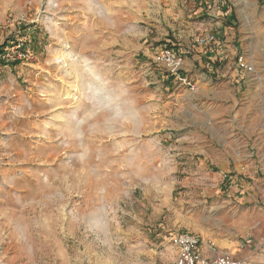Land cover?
<instances>
[{
  "label": "rangeland",
  "instance_id": "obj_1",
  "mask_svg": "<svg viewBox=\"0 0 264 264\" xmlns=\"http://www.w3.org/2000/svg\"><path fill=\"white\" fill-rule=\"evenodd\" d=\"M228 15L219 69L156 60ZM181 231L264 264V0H0V264H174Z\"/></svg>",
  "mask_w": 264,
  "mask_h": 264
},
{
  "label": "crops",
  "instance_id": "obj_2",
  "mask_svg": "<svg viewBox=\"0 0 264 264\" xmlns=\"http://www.w3.org/2000/svg\"><path fill=\"white\" fill-rule=\"evenodd\" d=\"M231 18L232 17L228 15V18L224 22L220 21L210 27L206 26L202 28L205 29L206 32L202 33L199 37L208 34H214L215 40L212 42H208L205 45H201L198 43L201 54L196 55L195 57L186 56L183 70L188 71L189 69H192V64L198 65L200 63L204 66H209L210 70H212L214 67L216 69H219L225 64L227 59L236 51L237 34L234 30V26L229 22ZM178 74L181 75L182 72H179ZM223 75L225 76V74ZM238 77L239 72H234L232 74H228L224 79L228 80L229 83H232L233 81L236 82L238 80ZM196 235H198L201 239L200 249L204 255L214 257L221 251H230L238 257L245 258V264H251V261H249L248 257L246 256L248 252L246 249H242L240 240H230L224 238H218L217 240H215L214 238L206 235ZM209 241H212L215 244L214 249H212V247L208 243Z\"/></svg>",
  "mask_w": 264,
  "mask_h": 264
},
{
  "label": "built area",
  "instance_id": "obj_3",
  "mask_svg": "<svg viewBox=\"0 0 264 264\" xmlns=\"http://www.w3.org/2000/svg\"><path fill=\"white\" fill-rule=\"evenodd\" d=\"M214 40V34H208L197 38V42L201 45H205ZM185 57L184 54L176 53L171 48H165L156 56V60L159 63L167 65L169 69H171V72L178 74L184 67ZM237 65L244 71L253 70L252 63L245 55L238 56ZM183 80L186 81L187 78H183ZM188 84H192L191 80H188ZM192 85L195 86V84ZM170 242L177 252L174 264H245L246 261L245 258L238 257L230 251H221L214 257L204 255L200 249V237L190 231H181L172 234ZM208 243L212 249L215 248V244L212 241Z\"/></svg>",
  "mask_w": 264,
  "mask_h": 264
},
{
  "label": "clouds",
  "instance_id": "obj_4",
  "mask_svg": "<svg viewBox=\"0 0 264 264\" xmlns=\"http://www.w3.org/2000/svg\"><path fill=\"white\" fill-rule=\"evenodd\" d=\"M101 91H102V86L97 84L95 87V95L99 96L101 94ZM105 107H106V105L103 103L98 105L99 110H105Z\"/></svg>",
  "mask_w": 264,
  "mask_h": 264
},
{
  "label": "bare ground",
  "instance_id": "obj_5",
  "mask_svg": "<svg viewBox=\"0 0 264 264\" xmlns=\"http://www.w3.org/2000/svg\"><path fill=\"white\" fill-rule=\"evenodd\" d=\"M92 69V68H91ZM105 95V97L109 100V101H111V100H114V95H112V94H109V93H106V94H104ZM112 103H114V102H112ZM111 103V104H112ZM110 104V103H109Z\"/></svg>",
  "mask_w": 264,
  "mask_h": 264
}]
</instances>
